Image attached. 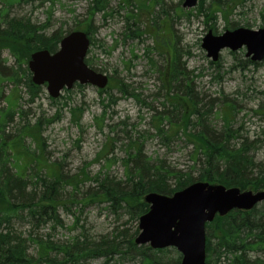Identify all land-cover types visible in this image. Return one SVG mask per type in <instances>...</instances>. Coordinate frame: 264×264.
<instances>
[{"label": "rangeland", "instance_id": "rangeland-1", "mask_svg": "<svg viewBox=\"0 0 264 264\" xmlns=\"http://www.w3.org/2000/svg\"><path fill=\"white\" fill-rule=\"evenodd\" d=\"M42 1L16 5L7 15L9 18L29 17L34 24L43 25L51 13L49 35L62 29L74 30L81 24L82 29L86 27L88 0H55V4L47 0L42 4ZM200 1L196 8L188 10L183 7L185 0H109L108 16L99 13L92 22L97 46L90 48L89 55L92 69L109 75L114 85L102 96L95 87L75 86L64 91L54 103L44 86L39 96L30 101L25 84L15 86L7 80L15 60L7 49V41L4 42L7 47L0 42V72L3 74H0V119L4 110L14 113V120L6 125V136L16 137L22 128L36 127L41 121L44 158L55 163L69 178L79 177L82 192L91 185L88 178L97 175L123 179L128 146L136 140H143L145 155L166 170L190 172L195 155L188 141L189 132L177 134L178 129L172 125L169 136L173 141L167 143L158 136L152 122L156 112L171 108L166 99L173 87L169 77L162 80V76L167 72V59L177 50L181 67L192 73V86L200 103L213 106L209 118L211 127L220 130L224 119L232 122L242 136L239 142H248L254 148L256 162H264V61L246 64L244 48L238 52L224 50L214 63L202 48L209 31L220 36L227 30L242 27L264 29V0H235L224 8L227 19L223 13L217 14L214 23H208L204 15L199 14ZM210 5L218 8V0H204L205 8ZM2 10L4 12L0 2ZM137 29L141 36H126ZM120 83L124 85H120L122 89L133 95L120 93L117 87ZM180 85H174L175 92L180 93L179 88L185 84ZM77 108L83 109L79 122L72 113ZM22 112L24 117L20 116ZM26 146L36 149L32 138L26 140ZM25 159L26 155L23 161ZM59 214L63 223L54 226L56 228L51 223L30 222L25 215L14 222V227L25 237L67 242L86 233L99 243L104 239L117 242L130 239L139 225L127 210L105 204L82 207L69 202L60 208ZM170 258L175 260L174 252H170ZM105 262L97 259L89 264ZM108 264L142 263L128 254L125 258L115 256ZM218 264H225L224 259Z\"/></svg>", "mask_w": 264, "mask_h": 264}, {"label": "trees", "instance_id": "trees-1", "mask_svg": "<svg viewBox=\"0 0 264 264\" xmlns=\"http://www.w3.org/2000/svg\"><path fill=\"white\" fill-rule=\"evenodd\" d=\"M8 1L5 3L0 0L4 7V12L0 11V42L4 44L7 41L8 47L5 44L4 46L15 60L13 69H9L7 80L15 86L25 84L30 101L33 102L43 88L32 82L28 69L31 55L42 50L56 53L62 39L79 30L86 32L91 47H96V30L92 22L99 13L108 16L109 0H88L85 28L82 29L81 24L74 30L62 29L50 35L47 32L51 27V13L48 22L43 25L34 24L29 17L9 18L7 15L14 6L34 4L36 0ZM47 1L55 4V0ZM44 2L45 0L41 3ZM234 3L235 0H218V8L213 5L205 8L204 0H201L199 14H203L208 23H214L217 14L223 13L227 19V9L224 8ZM141 35L140 29H137L126 36L129 38ZM90 53L91 50L86 63L92 67ZM169 58L166 67L168 74L165 72L162 80L165 76L169 77L173 87L166 99L171 108L156 112L152 122L158 136L167 143L173 141V137L169 136L172 125L178 129L177 134L182 132L185 135V132H189L188 141L193 146L195 155L190 172L166 170L145 155L144 141L136 140L131 141L128 146L127 158L124 160L126 173L123 179L97 175L88 178L91 185L87 191L82 192L79 177L69 178L55 163L51 164L44 158L41 121L36 124L37 132H32L36 127L27 126L22 128L16 137L10 138L6 136L5 128L9 121L14 120V113L9 112L10 109L1 112L0 264H89L97 259H104L105 264H108L111 258H125L128 254L139 259L142 264H181L182 257L176 250L155 251L149 246L136 245L135 238L140 233L139 227L134 235L125 241L104 239L98 243L86 233H82L70 241L55 242L50 238L45 240L25 237L15 229L14 222L19 218L28 217L30 222L36 220L39 225L51 223L53 227L61 226L63 222L59 211L69 202H75L82 207L105 204L117 210H127L138 222L150 209L144 201L146 195L157 193L173 196L196 182L234 187L242 191H264V162H256L254 148L248 142H239L242 136L234 129L232 122L224 119L220 130L211 127L209 118L213 113V106L200 103L199 96L192 86V73L181 67L179 52L174 50ZM246 64L253 63L248 60ZM0 74L3 76L2 72ZM182 83L185 85L179 88L180 93L175 92L174 85ZM121 84L123 85H117L120 93L133 95L122 89ZM113 87L111 82L109 87L99 91V94L102 96ZM8 102L13 106L10 98ZM113 102L116 103L115 100ZM167 102L164 103L165 107ZM231 107L233 108L232 105ZM72 113L75 121L79 122L83 109H74ZM20 116L24 117L25 113L22 112ZM29 138L33 139L35 150L26 146V140ZM24 155L26 159L23 161ZM206 228V264H213L212 260L215 261L214 264H218L223 259L225 264H264V203L249 212L233 211L225 217H217ZM170 252L176 255L174 261L168 259Z\"/></svg>", "mask_w": 264, "mask_h": 264}, {"label": "water", "instance_id": "water-1", "mask_svg": "<svg viewBox=\"0 0 264 264\" xmlns=\"http://www.w3.org/2000/svg\"><path fill=\"white\" fill-rule=\"evenodd\" d=\"M199 0H185L184 9H194ZM91 42L87 33L74 31L65 36L56 53L48 50L35 52L29 61L33 83L47 85L49 96L58 99L62 92L76 84L90 85L105 90L110 77L97 72L86 63ZM202 48L214 63L224 50L238 52L245 48L246 57L258 63L264 60V29L238 28L216 36L212 31L203 39ZM150 206L139 221L138 246L149 245L153 250L176 249L182 256L181 264H206V226L217 216L233 211H251L264 202V191H241L222 185L197 182L173 196L148 194Z\"/></svg>", "mask_w": 264, "mask_h": 264}]
</instances>
